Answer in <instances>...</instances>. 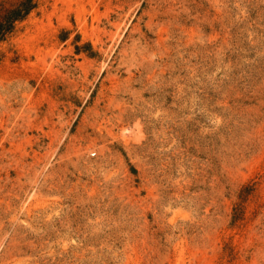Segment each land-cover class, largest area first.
Masks as SVG:
<instances>
[{
	"label": "rangeland",
	"instance_id": "obj_1",
	"mask_svg": "<svg viewBox=\"0 0 264 264\" xmlns=\"http://www.w3.org/2000/svg\"><path fill=\"white\" fill-rule=\"evenodd\" d=\"M35 1L0 45V264H264V0Z\"/></svg>",
	"mask_w": 264,
	"mask_h": 264
},
{
	"label": "trees",
	"instance_id": "obj_2",
	"mask_svg": "<svg viewBox=\"0 0 264 264\" xmlns=\"http://www.w3.org/2000/svg\"><path fill=\"white\" fill-rule=\"evenodd\" d=\"M37 6L35 0H22L16 7L5 10L0 15V45L14 32L16 25L26 20Z\"/></svg>",
	"mask_w": 264,
	"mask_h": 264
}]
</instances>
